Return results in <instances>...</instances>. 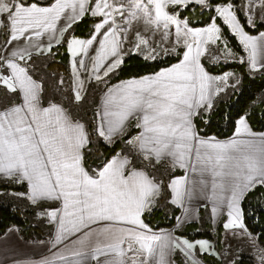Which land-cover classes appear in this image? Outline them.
<instances>
[{
	"label": "snow or ice",
	"instance_id": "obj_1",
	"mask_svg": "<svg viewBox=\"0 0 264 264\" xmlns=\"http://www.w3.org/2000/svg\"><path fill=\"white\" fill-rule=\"evenodd\" d=\"M193 3L215 13L205 26H190L181 18V10ZM255 6V0L239 9L231 0H0L5 35L0 87L19 101L0 108V174L26 183L33 206L57 205L40 213L55 224L51 255L25 264H172L176 252L185 257L182 264H200L197 249L219 257L206 239L190 241L145 222L165 189L169 202L182 210L175 217L182 222L195 213L194 199L210 200L211 215L226 213L223 228L239 229L256 249L258 264H264V247L244 223L242 208L248 192L264 187V133L253 132L246 116L224 141L201 137L194 123L201 111L213 109L216 97L240 83L236 77L229 84L234 73L207 71L202 59L209 45L220 42L224 57L248 63L252 71L264 70V31L250 34L237 16L247 8L246 24L255 29ZM259 7L264 8V0ZM89 16L97 21L91 32L76 37L74 25ZM217 20L238 39L246 58L228 48ZM141 21L162 43L172 39L171 49L161 43L151 47L139 30L125 47L133 23ZM259 23L264 27V14ZM57 46L70 56L67 86L74 106L85 102L86 83L103 90L89 125L63 104L45 99L37 59L53 55ZM132 54L146 61L175 54L178 62L112 83ZM65 85L60 76L57 88ZM92 136L108 147L122 143L124 149L85 167L84 150L94 143ZM164 160L170 173L184 174L171 175L165 184L155 175Z\"/></svg>",
	"mask_w": 264,
	"mask_h": 264
},
{
	"label": "trees",
	"instance_id": "obj_2",
	"mask_svg": "<svg viewBox=\"0 0 264 264\" xmlns=\"http://www.w3.org/2000/svg\"><path fill=\"white\" fill-rule=\"evenodd\" d=\"M234 0H231V2ZM238 3L240 0H235ZM211 3H224L225 0H210ZM239 9V8H238ZM211 11H204L201 6L196 4L189 5L188 9L181 10V17L187 18L193 26H205ZM240 10L237 11L242 24H245L246 31L251 34H256L259 31H264L258 22L255 29L247 26L246 20L242 16ZM97 21L90 16L85 17L81 22L74 25V35L87 37L91 32L93 25ZM223 26L225 36L230 46L237 52H242V46L238 39L230 34L228 28ZM5 40L4 30L0 35V44ZM178 62L176 56L160 57L156 61H146L139 54H132L126 57L124 65L117 75L111 80L116 83L119 80L138 77L145 74H150L157 71L161 67L169 66L172 63ZM38 78H42L45 87V99H52L56 102H62L66 108L74 112L77 119L85 125H89L94 115V109L99 106L100 95L97 98H86L85 102L80 106L68 105L60 99L61 90L56 88V79L58 76H63L66 80L69 77V54L64 46L53 48V55L39 57L37 59ZM230 69H236L242 73L243 81L241 90L229 99L219 102L209 113L205 114L201 111L200 115L195 117V123L198 132L202 136H214L219 139H228L235 132L236 122L241 116H246L251 128L255 132L264 131V100L259 98V95L264 91V73H255L250 75L245 64L239 62L220 63L214 67H210L213 73L225 72ZM5 101L0 108L6 106ZM92 131L91 128L88 129ZM134 134V132L132 133ZM94 143H90L84 150L85 163L89 168L96 167L101 162L102 157H111L116 152L124 149V144L117 142L112 147H108L105 143L95 136L91 137ZM169 161L164 160L158 165L155 175L159 177L165 184L168 183L170 176L183 175V171L177 170L170 173L168 170ZM24 185L18 186L17 189H24ZM4 187H11L5 184ZM22 191V190H21ZM169 190L165 189L163 198L159 200L162 207L154 210L151 214H145L144 219L153 229L171 228L175 226V217L179 213V209L170 202ZM24 208H15L12 204L0 203V236L3 235L11 226L20 228L21 233L27 238H42L51 234L52 226L47 216H40L47 208L43 206H33L31 202L25 199ZM244 210V223L248 230L254 235L259 236V245L264 247V187H257L255 190L248 192L242 201ZM223 220L216 226L211 219L202 214L200 221L189 223L183 227L176 228L177 236H186L191 239L196 238H213L214 234L209 228L214 226L219 231L223 230ZM177 260V256H176ZM202 262L211 264H224L213 255L205 254Z\"/></svg>",
	"mask_w": 264,
	"mask_h": 264
},
{
	"label": "crops",
	"instance_id": "obj_3",
	"mask_svg": "<svg viewBox=\"0 0 264 264\" xmlns=\"http://www.w3.org/2000/svg\"><path fill=\"white\" fill-rule=\"evenodd\" d=\"M258 20H260V19H258ZM190 26H193V25L190 24ZM200 27H202V26H200ZM137 30H139L141 32V35L145 36V38H147L149 40V45L151 47H155L157 45V43H161L162 47H166L169 49H171V47L173 46V40L172 39H169V41L167 43H162L160 35L156 34L155 36H153L150 31H146L145 27L143 25V22L141 21V22H134L133 23L132 31H130L128 34L129 43L127 45H125V47H130L131 44L135 42L134 33ZM1 31H2V29H0V35H1ZM252 35H258V33L252 34ZM75 36L78 38H87V37H83V36H79V35H75ZM227 45L229 46L230 49H232V51L236 54L237 57L238 56H244L245 58L247 57V53L243 50V48H242V52H237L236 50H234L230 46V44L228 42H227ZM213 51H214V45H209V54L206 55L205 58L202 59V63L204 64L207 71L211 75L215 76V75H219V74L213 73L210 71V66H209L208 60L206 58V57H208L212 60L213 55L211 53ZM169 56H176V55L175 54H169L168 56H164L163 54H161V57H169ZM69 61H70V56H69ZM230 62H239V61L234 60V61H230ZM244 64L246 65V67L248 69H250L248 63H244ZM228 71H237V70L236 69H230V70H227L225 72H228ZM252 72H254V74L255 73H264V70H261L259 72H256V71H252ZM223 73L224 72H222V74ZM229 91L227 90L225 93H221L220 96H218L214 99V107L219 102H221L222 100L227 99L226 97L228 96ZM102 95H103V92L100 95L99 104L101 103ZM7 102L8 103H6V105H11L14 102L18 103L19 101H18V98L15 97V99L12 102H9V101H7ZM58 103L63 104L62 102H58ZM194 123H195V118H194ZM130 127H131V125H130ZM195 127L197 128L196 123H195ZM197 130H198V128H197ZM252 131L255 132L253 129H252ZM256 133H264V131L263 132H256ZM134 134H135V132H134ZM200 136L201 137H214V136H202V135H200ZM233 136H234V134H233ZM233 136H231L230 138H232ZM215 138L218 140H221V141L230 139V138L219 139L217 137H215ZM85 167H88L86 165V163H85ZM4 182H5V184H14V185L19 186V187L25 184L24 189H21L22 190L21 192L25 195V198L27 197V195L29 193V189H28V186L26 183H17L14 178L13 179H6L3 177L2 174H0V183H4ZM209 192H210V189H209ZM45 205L47 207L49 205H51L53 207L57 206L53 202H46ZM160 206H161V204L158 200L157 201V207H155L152 211L159 209ZM175 207H177L179 209L178 206H175ZM191 207L194 208L196 211L194 214H192L191 218L187 220V222H182V220L178 221L176 219L174 227L162 228V229H158V230L153 229V230H155V231H161L162 230L165 232L170 231L175 236H177L175 234L176 228L183 227L189 223L200 221L202 214L206 215V217L211 219L212 223L215 225L223 219L226 220V213H225V215H221L218 217H213L211 215L212 203L210 200H205L203 198L194 199L192 201ZM181 213H182V210L179 209V213H178L177 217H180ZM50 223L52 226L51 234L46 235L45 237H42V238H27L21 233V230L19 227L11 226L3 235L0 236V264H13L14 260L19 261L20 264H25V262H27V261H36V260L42 259L44 257L50 256L51 252L53 251V249H51V243H52V239H53L54 234H55V224L52 222H50ZM178 225H179V227H177ZM10 229H15L16 231H10ZM177 253L178 252L173 253V255L171 257L172 264H178L177 260H176V254ZM92 264H95V262L93 261Z\"/></svg>",
	"mask_w": 264,
	"mask_h": 264
},
{
	"label": "rangeland",
	"instance_id": "obj_4",
	"mask_svg": "<svg viewBox=\"0 0 264 264\" xmlns=\"http://www.w3.org/2000/svg\"><path fill=\"white\" fill-rule=\"evenodd\" d=\"M232 3L236 5L237 8H239L241 4H246L247 0H240L239 3L238 1L235 2L234 0L232 1ZM255 4L256 6L252 9V13H254V19L256 21V26H257L258 22L260 21L258 19H261V15L264 14V8L259 7V0H255ZM241 13L243 14L242 16L244 17L245 20H246V15L250 14L247 8L241 11ZM214 15L215 13L213 12L211 16H214ZM217 23L223 29L222 22L220 20H217ZM223 33H224V29H223ZM224 37L227 39V37L225 36V33H224ZM223 47L224 45L218 42L217 45H214V51L211 53L213 56H220V60L218 62H213V60L206 57L210 67H214L220 63L234 61L232 58L230 57L226 58L222 55ZM230 50L232 51V49ZM248 71L250 75H255L251 69H248ZM69 72H70V68H69ZM228 72L234 73V76L229 78V84H232L236 77H239L240 83L235 88H228V91L229 90L230 91H229L228 96L226 97L227 99L231 98L232 96H234L237 92L241 90L242 81H243L242 73H240L239 71H228ZM217 74L222 75V72H217ZM59 77L60 76H58L56 79V84H55L56 88H57V81ZM67 81L68 79L66 80L65 89L64 90L59 89L61 90L60 99L66 102L68 105H73L71 103V92L70 90H68ZM85 89L87 90L86 98H97V99L100 95V91L102 90L101 88H98L95 85H89V84L85 85ZM259 98L264 100V91L259 95ZM14 99L15 97L6 93L5 90L2 87H0V107L5 101L12 102ZM4 185H5V182L0 183V203L2 204L4 203L6 205L12 204L13 207L15 208H24L25 207L24 201L26 198H25V195L21 192V190L17 189L18 186L14 184H9L11 185V187H4ZM161 207H162V204L160 208ZM224 222L225 220L223 221V223ZM215 226L213 228H209L210 231H212V233L214 234L213 238L205 237V238L191 239L186 236H180V237H185L190 241H195V240H200V239L208 240L210 244L214 246L215 252L219 253V257L217 256L215 257L223 261L224 264H232L233 260H235V264H258V254L256 252V249L252 248L249 245V242L247 239L242 238L239 229L225 230L223 228L222 231H219L218 229H216ZM204 255H205L204 253H201L197 249L196 257L199 260L200 264H211V263L202 262ZM176 256H177L178 264H182V262L185 261V257L179 252L176 254Z\"/></svg>",
	"mask_w": 264,
	"mask_h": 264
}]
</instances>
